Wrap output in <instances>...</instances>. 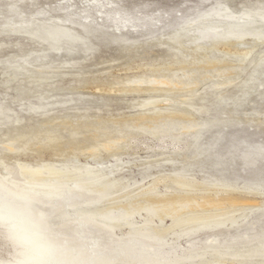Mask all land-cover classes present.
Listing matches in <instances>:
<instances>
[{"label": "rangeland", "instance_id": "374dc122", "mask_svg": "<svg viewBox=\"0 0 264 264\" xmlns=\"http://www.w3.org/2000/svg\"><path fill=\"white\" fill-rule=\"evenodd\" d=\"M219 4L229 6L231 12L238 13L248 8H258L259 5L264 7V0H0V110L10 108L9 115L11 114L12 121L17 120L0 125L2 140L0 156L5 164L13 171L18 168L19 163L34 167H41L44 164H54L58 167L68 163L90 164L106 173L119 166L114 176L128 180L130 190L139 189L158 175L172 172L182 164L170 165L164 161L161 163V160L168 158L169 155L166 154L168 150L160 148L168 147L169 144L164 143V145L153 139L145 132L151 124L139 122L137 116L159 110L171 111L174 107L178 109L180 106L184 109L185 104L188 109L187 99L194 93L196 98L192 104L196 109L202 108L205 112H202L201 117L198 116L199 119L217 116L227 122L239 120V123L234 125H222L220 128L209 129L203 133L201 140L203 144H209L218 136L219 131L221 135L219 134L220 139L218 138L212 151L213 156L207 158L208 162H205L204 167L193 170L194 176L199 179L211 175L220 176L217 173L218 167L220 170L224 167L222 171L224 176L232 180L241 190L236 192L235 196L239 195L237 198L240 199L256 200L255 203L240 206V209L250 208L251 205L262 206L264 197L255 192L246 194L244 185L250 184L256 178L264 180V157L256 158V161L250 165L244 163L242 159L250 145L257 148L264 145V86L262 85L264 65L258 68L256 75L257 80L260 79L259 85L256 80L255 86L252 84L251 88L245 87L246 91H244L246 86L244 83L250 78L254 65L245 63L239 68L240 64L236 58V55L242 54L247 47H250L251 41L247 40L245 46L234 44L223 46L220 52H213V55H210L211 58L214 57L213 59H220L222 53H228V57H223L226 61L224 65L234 68L225 74L230 75L233 82L221 87L216 86L215 83L217 80V82L224 81L225 77H218L221 73H217V70L206 71L197 64L203 59L202 54L193 53L188 42L185 43L182 53L174 50L175 53H180L178 56L168 45L167 36H171L176 30L193 22ZM19 22H31L36 27L40 24L59 23L58 25L71 30L74 36L82 38V41L79 39L81 42H76L73 47L65 43L61 51L45 52L44 45L31 41L28 34L9 31L11 25L15 23L23 26L25 31L32 29V26L22 25ZM80 43L82 45H79ZM29 52H33V57L38 56L40 61L34 63L28 74L20 71L23 72L22 76L18 73V77L13 79L12 71L7 67L22 63L23 56ZM262 52H264L263 44L254 50L250 58H256L257 61L264 55ZM253 59L249 60L256 62ZM30 60L32 61V58ZM179 63L184 65L180 66ZM181 68L185 70L196 68V76L202 79L198 87L193 90L181 87L170 90L166 85H157V87L151 84L136 85L138 84L136 81L140 79L150 80L171 76L177 74L176 72L181 76L184 74ZM42 77L45 80L40 82ZM240 91L245 92L247 96L250 93L249 98ZM243 96L246 98H241ZM40 97L43 98L42 101L39 100ZM148 102L152 103L145 104ZM39 104L42 109L43 107L46 109L38 108L34 111L33 107L36 108ZM237 111L241 115L233 116L232 114H237ZM245 114H255V116L247 117ZM50 118L52 119L48 120ZM45 130L54 131L52 136L55 139L50 144H45L47 143ZM18 134L25 135V138L16 144L14 151H10L5 142L12 135ZM123 136L127 139L125 143L123 141L117 143L116 146L119 148L105 149L103 146ZM28 141L29 145L22 147ZM96 146L99 151L97 157L92 155V148ZM183 154L182 160L186 154L191 156V151ZM230 156L233 157L232 162ZM216 157L224 158L222 161L225 164L214 167ZM0 172L6 173L2 166ZM160 190H164L162 185ZM68 200L70 198L66 197L62 203ZM58 202L61 203V200L54 204L58 205ZM44 209L49 213L52 212L50 205ZM169 222L170 219L165 224ZM81 227L86 229L87 238L93 236L91 234V230L95 231L93 228L86 225ZM55 234L59 236L56 231ZM261 237H264V210L254 211L248 219L240 221L238 225L202 231L190 239V243L186 242L188 240H183L177 246L180 252L190 246L204 248L213 239L225 244L231 242L236 246H244L247 242H255ZM63 245L68 246L66 243H62V247ZM59 246L61 248V245ZM70 250L73 251V248Z\"/></svg>", "mask_w": 264, "mask_h": 264}, {"label": "bare ground", "instance_id": "6f19581e", "mask_svg": "<svg viewBox=\"0 0 264 264\" xmlns=\"http://www.w3.org/2000/svg\"><path fill=\"white\" fill-rule=\"evenodd\" d=\"M228 8L229 6L219 4L197 17L193 22L190 21L191 23H187L184 27L181 26L182 28L176 30L171 36H166L169 37L168 45L171 46L173 52L175 50V52L182 53L185 43L188 42L193 53L202 54L203 59L198 63L196 61V63L206 71L209 69L217 70V73H221L218 77H225L224 81L219 80L217 82V80L216 83L214 82L219 87L233 82V78L225 74L231 72L234 68L224 65L226 61L223 60V57H228V53H222L223 56L220 59H213L214 57L211 58L210 55H213V52H220V48L223 46L229 44L241 46L247 40H250V47H247L242 54L236 55L240 64H238L239 68L245 63L254 65L250 78L244 83L246 85L244 91H246L245 87L251 88V86L256 85L254 81L257 80L258 68L264 65V55H261L260 59L257 58V61L256 58H250L258 46L264 45V7L259 5L255 9L248 8L242 10V12L239 11V14L234 12L238 15ZM17 24H12L9 31L28 34L31 41L39 43L41 46L44 45L45 52L61 51L65 43L73 47V44L82 41V38L74 36L71 30L58 25L59 23L54 25H47L49 23L40 24L37 27L31 22L21 23L22 25L32 26L30 30L26 29L25 26L27 31L24 30L23 26ZM166 36L164 37L166 38ZM240 48L239 50H241ZM262 53L264 54V52ZM33 56V52H29L23 56L22 63L7 67L12 71L11 76L13 79L18 77V73L20 75L23 73L20 71H25L27 74L30 72L31 67L39 60L38 56ZM179 65L183 66L184 63H179ZM39 68L43 67L39 66ZM181 70L184 71L181 76L176 72L177 74L171 76H161L150 80L140 79L136 81L138 83L136 85L151 84L156 87L157 85H166L170 90L178 87L193 90L202 82V79H198L196 76V68L189 70L181 68ZM38 72L40 71L38 70ZM262 73L264 74V72ZM40 80L42 82L45 78L42 77ZM258 80L260 79L258 78ZM249 84L251 85L249 86ZM257 84L259 85V81ZM262 85L264 86V84ZM242 91H240L241 94L245 93H242ZM193 94L191 97L189 95L187 99L188 109L185 107L186 104L182 103L184 109L180 106L182 108L176 109L174 107V110L171 109V111L159 110L144 114L139 113L140 115L137 116L139 122H149L151 124L148 123V130H145V132L149 133L157 142L169 144L168 147L163 146V148H160L169 151L166 153L169 157H165L166 159L161 160V163L164 161L170 165L176 163L182 165L180 164V168H176L172 172H162L163 174L158 175V177L155 176L156 178L145 184L146 186L143 185L136 190H130L128 180L114 176L118 172L119 166L111 169L110 173H106V171L90 164L68 163L59 167L54 164H44L41 167H34L19 163L18 168L13 171L0 156V166L6 172L5 174L0 172V222L5 225L4 228H0V264H9L10 261L16 259L17 245L28 243L37 236L44 241L51 259L58 261L59 264H264V237L255 242L249 241L244 246H236L231 242L225 244L213 239L204 248L190 246V244V247L185 251L180 252L178 250L177 245L180 244V241L188 240L186 242L190 243V239L202 231L238 225L240 221L248 219L254 211L264 210V204L262 206L251 205L250 208H247L248 204L245 207L247 209H244V207L240 209V206L255 203L256 200L240 199L237 198L239 195L235 196V193L241 190L234 185L232 180H228L224 176L222 172L225 169L224 167L222 170L218 167L217 173L220 176L211 175L200 179L194 176L193 170L204 167L207 158L213 156L212 151L221 135L219 131L218 136L209 144H203L201 142L202 136H204L203 133L209 131V129L220 128L222 125H234V123H239V120L227 122L217 116L212 118L210 114L211 118L199 119L198 116L201 117L205 112L202 108L196 109L192 104L194 98H196ZM248 94L250 95V93ZM245 96H247L246 93ZM170 97L168 98L171 99ZM178 102L179 100H177V104H179ZM240 102L238 101V103ZM150 103L152 102L145 104ZM39 106L33 107L34 111L38 108L40 110L41 106ZM43 109H46V107H43ZM9 112L10 108H1L0 125L17 122V120L12 121ZM239 114L241 115V113ZM239 114L237 111V114L233 113L232 115L236 117ZM245 115L247 117L255 116V114ZM13 117L16 118L14 115ZM203 117L205 116L203 115ZM45 131L47 135V143L45 144H50L55 139L52 136L54 131ZM24 138L25 135L23 134L12 135L8 139V143L5 142L6 147L10 151H14L16 144ZM125 139L127 137H119L103 146L105 149L115 148L118 142L123 141L125 143ZM1 141L0 137V144H2ZM29 143L28 141L22 147H27ZM92 149L94 151L91 150L92 155L97 157V146ZM189 151H191V156L186 154ZM184 152L186 155L182 160L181 157L184 156ZM260 157H264V145L258 148L250 145L242 159L245 161L244 163L250 165L256 161V158ZM231 158L233 157L230 156L229 159ZM222 159L224 158L216 157L215 164H211H214V167L215 165L225 164ZM230 161L232 162V159ZM161 185L164 190H160ZM246 185H244L246 194L255 192L264 197V180L256 178ZM66 197H69L70 200L62 203ZM59 200H61V203L58 202V205H55L54 203ZM47 205L51 206V213L44 209ZM138 218L141 220L139 219V221ZM168 219H170V222L165 224ZM82 225L93 228L95 230H91L93 236L87 238L85 236L87 231L81 227ZM55 231L59 236L55 234ZM62 243H66L68 246L63 245L64 247H62ZM59 245H61V248ZM69 248H73V251Z\"/></svg>", "mask_w": 264, "mask_h": 264}, {"label": "clouds", "instance_id": "9594fccd", "mask_svg": "<svg viewBox=\"0 0 264 264\" xmlns=\"http://www.w3.org/2000/svg\"><path fill=\"white\" fill-rule=\"evenodd\" d=\"M4 227L3 222H0V228ZM5 231L7 232L6 228ZM9 264H59V262L51 259L44 241L37 236L28 243L18 244L16 259L10 261Z\"/></svg>", "mask_w": 264, "mask_h": 264}]
</instances>
